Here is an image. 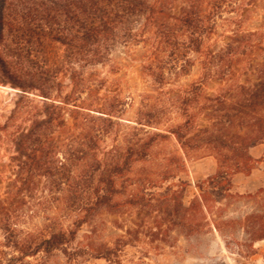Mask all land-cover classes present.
<instances>
[{
  "label": "trees",
  "instance_id": "1",
  "mask_svg": "<svg viewBox=\"0 0 264 264\" xmlns=\"http://www.w3.org/2000/svg\"><path fill=\"white\" fill-rule=\"evenodd\" d=\"M258 10L264 0H0V80L42 98L15 139L17 170L0 198V264H28L55 252L69 264L87 256L123 264L128 247L145 257L162 254L181 237L189 241L228 224L212 215L242 197L231 191L232 177L248 175L258 162L250 149L264 145V61L255 59L264 51L263 37L242 28ZM221 26L229 29L224 45L208 48L206 40ZM51 42L64 48L60 67L70 72L69 92L62 91L60 68L48 64ZM119 46L141 62V75L158 90L193 65L189 54L198 55L207 78L225 85L223 94L207 98L212 123L198 128L190 110L203 95L204 83L197 82L179 96L184 120L167 133L150 132V120L142 118L122 133L120 101L100 98V86L91 83ZM171 136L183 158L142 166L153 163L154 148ZM206 154L216 159L217 171L195 185L199 192L186 205L190 184L174 180L185 172L184 159ZM257 194L264 200V188ZM36 215L45 225L24 229ZM242 227L250 254L264 241V213L246 216Z\"/></svg>",
  "mask_w": 264,
  "mask_h": 264
},
{
  "label": "rangeland",
  "instance_id": "2",
  "mask_svg": "<svg viewBox=\"0 0 264 264\" xmlns=\"http://www.w3.org/2000/svg\"><path fill=\"white\" fill-rule=\"evenodd\" d=\"M242 28L243 32H260L264 48V11L258 10L250 14ZM228 30V27L221 26L216 36L206 40V46L213 50L220 49L229 34ZM117 49L113 53L111 65L97 66L91 83L100 86L98 90H95L100 98L110 96L116 97L120 101L122 114L119 120V129L122 133L127 132V127L135 125V121L140 118L146 121L150 120V132L167 133L169 126L177 125L184 120L180 111L179 96H184L187 91L185 89L197 82L204 83L203 95L190 103V110L196 114L195 120L198 128L212 123L213 117H207L211 111V103L207 101V98L223 94L221 89L225 85L216 79L207 78L206 71L202 67V59L198 55L189 54L193 65L188 67L182 75H172L166 87L158 90L141 75L139 71L141 62L133 61L122 53L124 51L122 47L119 46ZM137 49L140 53L143 52L141 45ZM63 56L64 48L61 45L53 42L48 44L46 54L48 64L60 68L59 79L63 84L62 91L69 92L71 90L70 72L60 67L64 66ZM255 56L258 62L264 61V51L257 52ZM245 65L247 64L244 63L242 66ZM237 79L240 82L244 81V77L241 75H238ZM88 91L85 90V92ZM41 102L42 98L38 91L28 90L25 92L10 84H4L0 80V198L6 196L7 188L14 179L17 170L18 154L15 148V139L29 128L32 115L37 114ZM14 111L17 112L14 113ZM5 125L7 129H4ZM112 145L111 138L103 143L106 150L110 149ZM153 156H155L153 163L142 166L152 167L154 162L163 165L166 163V159L171 158L170 156L183 158V150L177 140L171 136L154 148ZM208 157L213 156L206 154L196 159L186 158L183 160L185 172L180 173L179 178L174 182L181 179L190 184L186 189V205H189L194 195L199 192L195 185L206 179H197L195 177L196 170L199 168L208 170L212 167ZM168 184L169 182L163 186L166 187ZM217 206L220 205H216L212 213L217 212ZM220 208L222 209L219 213L220 216L212 215V219L219 223L229 222L222 226L221 230L208 232L189 241L181 237L174 249H168L162 254L151 253L147 257L143 256L139 249L128 247L124 251L123 264H264V241L255 243L254 250L248 254V249L245 246L247 236L242 227L246 216L264 213L262 196L257 192L242 194L240 198L229 199L226 205ZM102 220L108 221L110 217L103 214ZM230 222H232L231 225ZM44 225L45 219L36 215L28 219L25 224L23 223L22 227L31 229ZM107 227L111 229L109 223ZM86 229L83 227L79 232L78 240ZM81 261L80 264H108L103 259L88 256ZM27 262L28 264H69L60 252H55L49 257L40 254L28 258Z\"/></svg>",
  "mask_w": 264,
  "mask_h": 264
},
{
  "label": "crops",
  "instance_id": "3",
  "mask_svg": "<svg viewBox=\"0 0 264 264\" xmlns=\"http://www.w3.org/2000/svg\"><path fill=\"white\" fill-rule=\"evenodd\" d=\"M250 155L257 160L255 167L246 175L244 173H236L232 177V192L242 194L254 193L264 188V145L260 144L252 147L249 151ZM210 158L212 167L208 170L199 168L196 170V178L203 179L214 175L217 171V162L214 157Z\"/></svg>",
  "mask_w": 264,
  "mask_h": 264
}]
</instances>
